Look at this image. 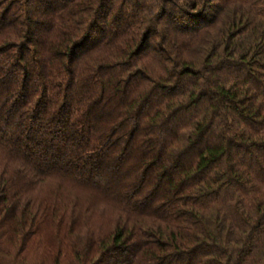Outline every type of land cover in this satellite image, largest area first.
Segmentation results:
<instances>
[{
	"label": "trees",
	"instance_id": "obj_1",
	"mask_svg": "<svg viewBox=\"0 0 264 264\" xmlns=\"http://www.w3.org/2000/svg\"><path fill=\"white\" fill-rule=\"evenodd\" d=\"M0 264H264V0H0Z\"/></svg>",
	"mask_w": 264,
	"mask_h": 264
},
{
	"label": "rangeland",
	"instance_id": "obj_2",
	"mask_svg": "<svg viewBox=\"0 0 264 264\" xmlns=\"http://www.w3.org/2000/svg\"><path fill=\"white\" fill-rule=\"evenodd\" d=\"M61 195L58 198H55V193L53 192L52 186H47L40 188L38 193L35 196L31 197L33 205H31V210L34 212L35 208L38 207L39 210L46 209V221L43 222L38 232L35 236V239H32L28 248L29 257L33 261L44 259V251L49 249L48 245L54 246V253H65L63 258L66 262H72V257L70 254L71 246L74 243V238L77 241L78 247L86 243L87 239L93 236H96L98 233L105 232L106 227L110 225L108 215L100 212V210L93 211L90 215H85L86 205L84 202L79 201L78 204L73 203L71 200L76 193H71L64 188ZM52 205V207H47L46 205ZM57 205V206H55ZM51 210V211H50ZM56 211V223L58 228L61 230L60 233H54V222L52 211ZM44 211V210H43ZM42 211V213H43ZM63 214V217H62ZM72 221H75L76 229H74V235H69L66 233L67 230H63L68 226ZM57 228V229H58ZM56 229V228H55ZM63 231V232H62ZM81 239V240H80ZM79 241V242H78ZM61 243V244H60ZM46 252V251H45Z\"/></svg>",
	"mask_w": 264,
	"mask_h": 264
}]
</instances>
